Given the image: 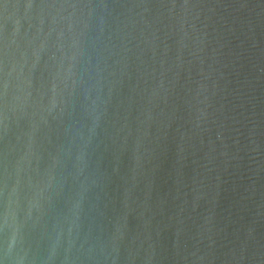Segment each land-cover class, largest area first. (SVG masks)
I'll use <instances>...</instances> for the list:
<instances>
[{
	"label": "water",
	"instance_id": "1",
	"mask_svg": "<svg viewBox=\"0 0 264 264\" xmlns=\"http://www.w3.org/2000/svg\"><path fill=\"white\" fill-rule=\"evenodd\" d=\"M0 264H264V0H0Z\"/></svg>",
	"mask_w": 264,
	"mask_h": 264
}]
</instances>
